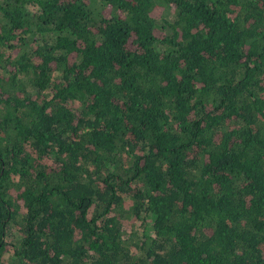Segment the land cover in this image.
I'll return each mask as SVG.
<instances>
[{
  "label": "trees",
  "instance_id": "obj_1",
  "mask_svg": "<svg viewBox=\"0 0 264 264\" xmlns=\"http://www.w3.org/2000/svg\"><path fill=\"white\" fill-rule=\"evenodd\" d=\"M0 264H264V0H0Z\"/></svg>",
  "mask_w": 264,
  "mask_h": 264
}]
</instances>
